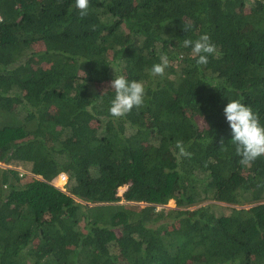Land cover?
Instances as JSON below:
<instances>
[{
  "label": "trees",
  "instance_id": "1",
  "mask_svg": "<svg viewBox=\"0 0 264 264\" xmlns=\"http://www.w3.org/2000/svg\"><path fill=\"white\" fill-rule=\"evenodd\" d=\"M74 4L0 0V163H30L0 164V264H264V156L240 163L223 113L264 126V0ZM118 75L146 89L121 118Z\"/></svg>",
  "mask_w": 264,
  "mask_h": 264
},
{
  "label": "clouds",
  "instance_id": "2",
  "mask_svg": "<svg viewBox=\"0 0 264 264\" xmlns=\"http://www.w3.org/2000/svg\"><path fill=\"white\" fill-rule=\"evenodd\" d=\"M89 6V0H75L74 7L81 18L88 15ZM184 31L186 32L187 28H184ZM183 46L191 47L197 65H207L208 57L216 53V45L207 33L201 34L194 41L184 39ZM168 66L167 55H162L160 63L153 64L150 72L153 76L163 77ZM110 88L115 93L109 107L111 116L121 118L133 108L144 106L146 89L142 81H129L124 75H118L110 81ZM223 113L231 129V143L235 146L236 155L241 158L240 163L248 166L260 156H264V126L260 124L258 114L242 103L241 99H228ZM175 148L178 150L177 158H191L192 154L187 151L182 140L176 141Z\"/></svg>",
  "mask_w": 264,
  "mask_h": 264
},
{
  "label": "rangeland",
  "instance_id": "3",
  "mask_svg": "<svg viewBox=\"0 0 264 264\" xmlns=\"http://www.w3.org/2000/svg\"><path fill=\"white\" fill-rule=\"evenodd\" d=\"M1 165H3V166H5V167H12V168H15V169H17L20 173H30V170H29V168H30V163H28V162H21V163H17L16 165H14V164H3V163H0ZM66 181V177L65 178H62V177H60V176H58V178H56V180L54 181V183H55V185H58L59 187H61V188H64V182ZM125 188H126V186L124 185V186H121V187H119L118 188V193L120 194V195H122V193H123V191L125 190ZM123 200V199H122ZM167 205H169V206H172V205H174V201L173 200H169L168 201V203H167Z\"/></svg>",
  "mask_w": 264,
  "mask_h": 264
},
{
  "label": "built area",
  "instance_id": "4",
  "mask_svg": "<svg viewBox=\"0 0 264 264\" xmlns=\"http://www.w3.org/2000/svg\"><path fill=\"white\" fill-rule=\"evenodd\" d=\"M59 176L62 177V178L66 177L65 173H60Z\"/></svg>",
  "mask_w": 264,
  "mask_h": 264
}]
</instances>
